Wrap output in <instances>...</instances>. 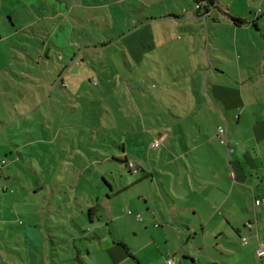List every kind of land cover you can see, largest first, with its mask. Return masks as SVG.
<instances>
[{
  "label": "crops",
  "instance_id": "0c3cea01",
  "mask_svg": "<svg viewBox=\"0 0 264 264\" xmlns=\"http://www.w3.org/2000/svg\"><path fill=\"white\" fill-rule=\"evenodd\" d=\"M75 1L96 11L115 5L133 23L122 37L129 39L127 50L140 62H130L123 51L125 65L119 71L112 68L113 114H137L126 120L124 131L129 134L125 139L133 148L144 147L145 161L152 165L150 154L160 145L166 152L155 155V161L160 159L159 170L147 166L150 170L130 184L116 183L113 174L112 181H107L100 173L99 181L108 188L105 203L100 195L92 196L93 203L85 201L80 212L87 211V222L78 224L70 214L79 234L74 227L68 233L65 230L67 260L70 264H168V259L173 264H264V254H257L264 245V204L254 205V199L264 195V0H194L202 3L196 10L187 6L188 0H168L176 1L178 9L165 6L166 0ZM156 3L161 6L158 10ZM21 11L38 13L34 0H0V43L7 46L6 50L0 44V73L8 78L3 66L8 62L2 55L10 52L11 75L20 86L28 84L34 92L30 82L42 84L45 91L54 84L48 97L70 102L65 54L51 55L50 39L29 29L35 28V20L19 25L16 15ZM159 13L161 18L193 20L196 16L195 23L179 26L188 29L178 33L179 38L185 37L184 51L191 56L185 66L166 65L164 69L154 66L147 55V50H157L152 19ZM201 14L214 23L201 24ZM59 16L56 12L54 17ZM212 42L218 48L213 49ZM213 51L229 53L232 60L212 56ZM95 71L105 78L103 71ZM100 95H104L102 91ZM42 100H47L46 95ZM102 106L103 111H95L99 116L109 112L107 105ZM160 113L175 120H161ZM192 113L197 127L187 120ZM220 125L225 127L227 142L217 135ZM52 132L56 139L59 130L53 128ZM186 133L191 134L190 140L182 137ZM154 139L159 144L152 148ZM131 151L123 145L122 152L108 159L119 166L121 155L129 160L135 156ZM70 193L60 206L72 211L75 196ZM123 194L129 195L126 204L120 200ZM41 226L37 221L24 228L22 253L14 249L23 264L27 259L29 264L45 259L43 253L35 252L48 244L46 236L51 237ZM4 260L0 252L1 264H8Z\"/></svg>",
  "mask_w": 264,
  "mask_h": 264
},
{
  "label": "rangeland",
  "instance_id": "374dc122",
  "mask_svg": "<svg viewBox=\"0 0 264 264\" xmlns=\"http://www.w3.org/2000/svg\"><path fill=\"white\" fill-rule=\"evenodd\" d=\"M90 1L88 0V3ZM34 4L38 13L21 11L16 15V22L23 25L35 20V28L29 29L38 31V35L45 40L50 39L51 55L57 57V52L65 54V63L70 68L65 75V80L67 88L72 92V99L69 102L54 99L53 96L48 97V92L52 91L50 88L54 84L48 85V90L45 91L42 90V84L30 82L35 93L29 90L28 84L20 86L16 77L11 75L12 66L9 63L11 53H3L2 59L8 62L3 65L6 66L4 72L9 79L0 73V92H2V95L0 94V200L2 202L0 205V252L4 254V263L23 264L18 252L20 250L22 253L23 247L20 243L25 239L24 228H31L39 221L40 225L45 226L40 228L51 237L46 236L48 244L42 247L43 250L40 248L35 251L40 256L43 253L45 257V259L40 257L38 262L40 264H70L67 260L69 246L64 242L66 234L74 227L70 214L74 216L78 224L87 222V211L80 212L84 208L85 201L89 200L93 203L92 196L100 195L102 202L105 203L108 188L106 183L99 181L100 173L105 174L107 181H112L110 174H113L116 183L130 184L150 170L147 166H154L159 170L160 159L155 161V155L160 156L161 152L166 150L160 145L150 154L153 160L152 165L149 161H145L144 147L133 145L135 147L133 148L129 144L130 141L125 139V136L129 134L124 131L126 120L130 119V116L135 119L137 114L132 112L130 116V112L120 116L113 114L112 103L116 104V99L114 100L111 94L112 68L115 67V71H119L118 68L125 65L123 51L127 53L130 62H140L130 50H127L129 39L122 37L123 33L129 32L133 27L128 16L112 4L109 7L107 4L106 9L97 11L75 0H34ZM164 5L168 8H179L176 1L166 0ZM187 6L193 10L197 9L194 0H188ZM232 6L236 7L233 4ZM159 7H161L160 4L156 3L155 9L158 10ZM56 12L62 16L54 17ZM160 15V13L155 14L152 19L157 50H147V55L154 66L161 65L164 69L166 65L185 66L191 62V56L184 51L185 37L179 38L178 33L188 29L179 26H185L186 22L194 21L195 23L196 16L194 15L193 20H189L175 17L161 18ZM200 16L201 24L214 23L213 20H209V17L204 18V14ZM196 23L198 24L199 21L197 20ZM42 32H45L47 36H44ZM211 37L214 40L215 37L212 34ZM107 42H109L108 47H103L102 45ZM0 44L7 50L5 42ZM212 48L216 49L218 46L212 42ZM211 55H221L228 61L232 60L229 53L222 51L217 53L213 51ZM92 67L103 71L105 78L100 75L101 73L96 75ZM123 69L119 72V76ZM213 71L216 73L215 69ZM58 72L59 70L56 74ZM224 80L226 81L225 78ZM210 85L212 86V83ZM101 91L105 96L100 95ZM44 95H46V101L42 100ZM70 104L71 107H69ZM101 104L107 105L109 110L108 113L105 112V116L95 113L103 109ZM161 115H159L162 117L161 120H175L174 116ZM123 118H125L124 122ZM46 119H49L48 122H45ZM187 120L190 125L196 126L193 113L187 117ZM53 128L59 130L56 133V139H53ZM190 135L182 137L190 140ZM123 145L130 147L135 155L131 156L130 160L140 167L138 174L128 171L121 161L124 159L122 155L118 162L119 166L114 164L115 161L109 160L113 154L122 152ZM103 158L109 159L102 162ZM3 159L6 160L4 164L1 162ZM76 177L81 178L76 179ZM85 177L91 179L87 181ZM98 181L100 183L96 185ZM132 187L135 189L138 186ZM81 188L84 191L78 190ZM13 190L19 191L20 194L17 196ZM70 192L72 197L75 196L72 201V211L64 205L60 206L64 198L71 197ZM123 195L125 196L120 195V200L122 204H126L129 195ZM74 229L76 230V227ZM75 234H79V231ZM79 243L80 240L76 242L78 247ZM29 263L27 259L25 264Z\"/></svg>",
  "mask_w": 264,
  "mask_h": 264
},
{
  "label": "built area",
  "instance_id": "2783aa9c",
  "mask_svg": "<svg viewBox=\"0 0 264 264\" xmlns=\"http://www.w3.org/2000/svg\"><path fill=\"white\" fill-rule=\"evenodd\" d=\"M196 7L197 8H201L202 7V3L201 2H197L196 3ZM217 135H218L219 139L222 142H227V134H226L225 127L223 125L218 126ZM158 144H159V141L157 139H154L151 142L150 146L152 148H155ZM1 162H2V164H4L6 162V160L3 159ZM128 165H129V167H130V169H131V171L133 173H138L139 172L140 167L138 165H136L133 161L130 160L128 162ZM262 204H264V195L262 197H257V198L254 199V205H262ZM129 212L131 213V211H129ZM136 215L138 217H140L139 213H136ZM247 224L250 225V222H247ZM246 242H247V239L245 237H243V243H246ZM257 254L258 255H263L264 254V245L263 244H261L260 247L258 248ZM167 263L168 264H173V260L172 259H168Z\"/></svg>",
  "mask_w": 264,
  "mask_h": 264
},
{
  "label": "trees",
  "instance_id": "16d2710c",
  "mask_svg": "<svg viewBox=\"0 0 264 264\" xmlns=\"http://www.w3.org/2000/svg\"><path fill=\"white\" fill-rule=\"evenodd\" d=\"M236 20H239V19H236ZM119 161H120V158H119ZM121 161L125 164L126 167L129 168V171L132 172L131 169H130V167H129V165H128V162H129L130 160H129V159H122Z\"/></svg>",
  "mask_w": 264,
  "mask_h": 264
}]
</instances>
